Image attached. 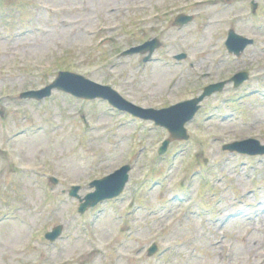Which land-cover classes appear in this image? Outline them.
Listing matches in <instances>:
<instances>
[{
  "label": "rangeland",
  "instance_id": "374dc122",
  "mask_svg": "<svg viewBox=\"0 0 264 264\" xmlns=\"http://www.w3.org/2000/svg\"><path fill=\"white\" fill-rule=\"evenodd\" d=\"M137 1L141 11L124 14L119 6L132 1L0 0V264H264V155L223 150L249 138L264 144V0ZM185 10L195 21L173 27ZM230 29L255 40L239 58L223 50ZM150 36L163 41L155 62L119 56ZM184 51L189 58L173 59ZM60 71L155 108L237 72L250 78L206 98L189 139L159 155L166 129L103 100L57 90L20 98ZM124 165L132 169L122 195L80 213L90 183ZM58 225L61 237L46 240Z\"/></svg>",
  "mask_w": 264,
  "mask_h": 264
},
{
  "label": "water",
  "instance_id": "95a60500",
  "mask_svg": "<svg viewBox=\"0 0 264 264\" xmlns=\"http://www.w3.org/2000/svg\"><path fill=\"white\" fill-rule=\"evenodd\" d=\"M189 21L190 18L181 17L178 18L176 23L182 25L183 23H187ZM251 43H252L251 40H247L243 37H239L235 35L233 31H231L229 35V39L227 41V46L230 49V51L235 52L236 54H240V52L243 51L244 48ZM156 46H158V44H156V42H153L146 44L145 46H142L140 48H136L128 53H134L139 51L144 52L146 50H150V52H152ZM148 59L149 57L146 58V60ZM247 77H248L247 74L243 73L236 75L232 80H234L235 85L238 86ZM224 85L225 82L211 85L205 89L204 94L199 98L177 104L167 109L144 110L122 99L116 92H114L109 87L97 85L93 82L88 81L82 76H78L68 72H61L59 78L52 85L48 86L46 89L37 92L33 91L30 93L23 94V97H36L38 99H42L46 96H49L53 88H59L64 91L71 92L78 97L89 98V99L100 97L107 99L120 110L131 112L133 115L145 119H153L155 120L156 124L166 127L170 131L172 136L170 139L165 141L163 147L161 148V153H163L166 150L168 144L172 140H176V139L182 140L188 138L186 134V130L184 129V125L190 120H192L195 113L199 109L198 104L204 99L205 96L211 95L216 91H221ZM226 148H229L232 151L237 150L239 152L248 153V154L264 153V148L259 149L260 147L258 145V142L253 140L235 143L229 145ZM128 170L129 167H124L123 169L111 175L110 177L95 182L93 185L97 187V191L94 194L88 196L87 202L86 204L82 205L81 211L83 212L89 206H95L100 201L119 195L128 180V176H127ZM77 190L78 188H75L74 191L72 192V195H75V192ZM59 233L60 230L57 229L54 233L48 234V238L54 240ZM154 250L155 248H153L151 252H153Z\"/></svg>",
  "mask_w": 264,
  "mask_h": 264
}]
</instances>
